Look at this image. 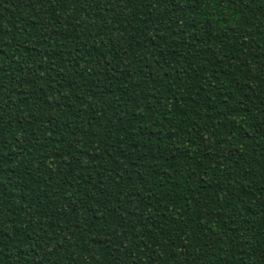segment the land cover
I'll return each instance as SVG.
<instances>
[{"label": "trees", "instance_id": "obj_1", "mask_svg": "<svg viewBox=\"0 0 264 264\" xmlns=\"http://www.w3.org/2000/svg\"><path fill=\"white\" fill-rule=\"evenodd\" d=\"M0 264H264V0H0Z\"/></svg>", "mask_w": 264, "mask_h": 264}]
</instances>
